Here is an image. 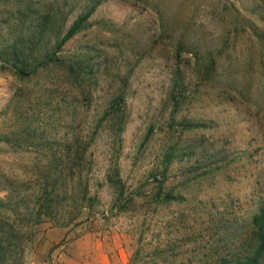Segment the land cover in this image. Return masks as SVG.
<instances>
[{
  "label": "rangeland",
  "instance_id": "rangeland-1",
  "mask_svg": "<svg viewBox=\"0 0 264 264\" xmlns=\"http://www.w3.org/2000/svg\"><path fill=\"white\" fill-rule=\"evenodd\" d=\"M0 56V264H249L264 0H0Z\"/></svg>",
  "mask_w": 264,
  "mask_h": 264
},
{
  "label": "trees",
  "instance_id": "trees-1",
  "mask_svg": "<svg viewBox=\"0 0 264 264\" xmlns=\"http://www.w3.org/2000/svg\"><path fill=\"white\" fill-rule=\"evenodd\" d=\"M94 9L88 11L87 13L81 15L77 21H75L69 31H68V35H67V39H71L72 37H74L82 28V24L87 21L89 19V17L92 15ZM19 45H26V40L20 39L18 41ZM24 51L20 48H18V46H14L13 50H12V56H14V58H16V61H22V63L24 64V66H27V62L21 60V58H19L20 54H23ZM1 57V56H0ZM21 63V62H20ZM120 123V122H119ZM122 125V124H121ZM122 126L120 128V131H122ZM72 144L70 146H72L71 148L73 149L72 154L70 155L71 157L76 156L77 159L79 160V163L75 166H81L86 162V154H81L80 153V145H79V141L77 139L72 140L71 142ZM74 153V154H73ZM79 155H77V154ZM75 158V157H74ZM110 174H108L107 177V181L113 185L114 187L115 183L114 182V176H109ZM71 194H72V198L75 195V189L71 190ZM123 195V194H121ZM38 196V203L36 204L37 208H34L31 213L29 214L30 219L33 220V224H41L44 221V218H50V219H55L56 215H58L56 212V208L54 207V202L56 200L57 196V190H52L49 187H47L46 189H42L41 192H39ZM83 209V208H82ZM258 223H259V230L257 232V239L259 241V248L256 252V255L254 257H250L249 258V264H252L253 261H255L254 259L258 257V255L264 251V215L260 216L258 218ZM2 227H0V229L3 231L5 228L6 230H8L7 235L8 237L12 240V239H16L18 238L19 234L17 232V230L15 229V226H7L8 224L5 223H1L0 225H2ZM0 230V231H1ZM1 231V232H2ZM5 242H1V246H0V255H2V253L8 251V248L10 247V245H4ZM21 245V244H20Z\"/></svg>",
  "mask_w": 264,
  "mask_h": 264
}]
</instances>
